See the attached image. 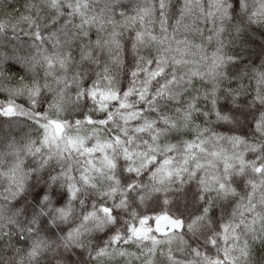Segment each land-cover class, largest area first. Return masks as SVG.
<instances>
[{
  "label": "clouds",
  "instance_id": "9594fccd",
  "mask_svg": "<svg viewBox=\"0 0 264 264\" xmlns=\"http://www.w3.org/2000/svg\"><path fill=\"white\" fill-rule=\"evenodd\" d=\"M0 264H264V0H0Z\"/></svg>",
  "mask_w": 264,
  "mask_h": 264
}]
</instances>
